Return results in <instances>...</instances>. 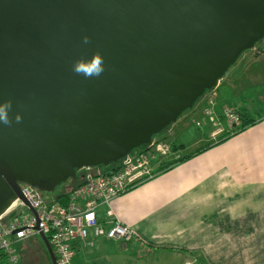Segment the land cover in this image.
Here are the masks:
<instances>
[{
	"label": "water",
	"instance_id": "95a60500",
	"mask_svg": "<svg viewBox=\"0 0 264 264\" xmlns=\"http://www.w3.org/2000/svg\"><path fill=\"white\" fill-rule=\"evenodd\" d=\"M263 39L264 0H0V217L21 200L37 219L11 233L40 230L20 184L52 193L150 147ZM96 51L105 72L77 75Z\"/></svg>",
	"mask_w": 264,
	"mask_h": 264
},
{
	"label": "crops",
	"instance_id": "0c3cea01",
	"mask_svg": "<svg viewBox=\"0 0 264 264\" xmlns=\"http://www.w3.org/2000/svg\"><path fill=\"white\" fill-rule=\"evenodd\" d=\"M254 69L240 65L220 81V107L244 108L238 78L260 79ZM209 134L161 159L167 170L113 202L135 233L131 243L77 248L72 264H264V117L218 144Z\"/></svg>",
	"mask_w": 264,
	"mask_h": 264
},
{
	"label": "built area",
	"instance_id": "2783aa9c",
	"mask_svg": "<svg viewBox=\"0 0 264 264\" xmlns=\"http://www.w3.org/2000/svg\"><path fill=\"white\" fill-rule=\"evenodd\" d=\"M204 115L214 116L215 112L206 108ZM224 116L230 127L240 124V116L235 109L228 107ZM202 126L199 124L200 128ZM234 134L236 132L231 133ZM149 148V153L126 161L124 168L117 173L89 177L70 193L66 205L50 206L31 188H22L23 195L38 215L40 230L24 229L11 233L37 226L35 215L30 212L25 215L23 211L7 227L0 228V264H20L16 245L40 233L50 237L57 257L56 264H72L77 248H94L102 240L116 244L131 243L134 232L115 217L112 204L157 174L159 164L156 156L165 157L172 152L164 142H153ZM22 205L20 201L15 204ZM102 209L106 212L102 213Z\"/></svg>",
	"mask_w": 264,
	"mask_h": 264
},
{
	"label": "rangeland",
	"instance_id": "374dc122",
	"mask_svg": "<svg viewBox=\"0 0 264 264\" xmlns=\"http://www.w3.org/2000/svg\"><path fill=\"white\" fill-rule=\"evenodd\" d=\"M263 51H264V39L259 41L255 45L253 50L243 53L239 58V60L236 62V64L232 68H230L227 74L225 75L226 77L230 76L232 70L238 68V66L240 65L241 67L243 66L244 68H259L257 70L254 69L253 72L251 73L254 76L259 74L261 76L260 79L259 78L251 79L244 75H241L238 78L239 82L236 87V89L239 87L241 91L246 94L245 97L247 98V103L245 104L244 108L248 109L249 113L253 115L255 119L259 117L260 118L264 117V58L259 62L254 63L255 62L254 60L260 55L259 54L257 56V54ZM262 56L264 57V53L260 57ZM218 88L207 91V93L197 101V103L194 105L192 109L186 111L175 123L171 124L168 129H166L161 134L153 138V142L161 141L166 143L169 147H171L172 152L167 156H165L166 158H172L174 146L183 147L181 151L188 150V147L191 144L195 143L197 140L204 139L209 133H210L209 137L212 139V142L218 144L219 142L225 140V137L232 136L231 133L237 131L240 124L237 126H233L236 128H230L224 116V113L226 112L228 107L232 109H235L237 107L232 105H225L223 107H220L223 104L224 98L222 97L219 91H216L218 90ZM221 89L223 91L224 87H222ZM206 108L207 111L209 109L214 111L215 115L204 116ZM235 112L237 113V110ZM202 123L203 124L205 123L206 126H204ZM199 124L203 125L202 128L199 127ZM210 130L212 131L210 132ZM137 152L138 150H135L126 159H134L136 157ZM156 157H157L156 162L158 164L160 163L161 159L164 158L160 155ZM109 169H111L110 166L85 169L81 171L82 177H79L77 180H73V179L69 180L68 182L58 187L52 193H44L39 190L35 192L41 199H43L47 203H55L59 196L68 193L71 189H74L85 178L91 176L96 177L97 175H100L101 173H104ZM165 170H161L160 167L159 168L157 167V174L154 177H152L149 181L153 180L156 176H158L160 173L164 172ZM23 212L25 215H28L29 210L25 208ZM101 212L102 213L106 212V209H102ZM7 224L8 222H4L3 225H7ZM134 238H135V233H134ZM16 250L18 251V255L20 257V262H21L20 264H23V259L27 254L30 255V258L29 257L27 258V260L25 261L26 264H52L50 260V256L40 236H34L26 240L25 242L18 243L16 245ZM81 263L91 264L90 260L88 259H86ZM104 264H108V263H104Z\"/></svg>",
	"mask_w": 264,
	"mask_h": 264
},
{
	"label": "clouds",
	"instance_id": "9594fccd",
	"mask_svg": "<svg viewBox=\"0 0 264 264\" xmlns=\"http://www.w3.org/2000/svg\"><path fill=\"white\" fill-rule=\"evenodd\" d=\"M90 42V37L85 36L83 38V43L88 44ZM106 70L104 56L100 51H96L90 59L81 58L74 62L73 71L77 75H82L85 78H98ZM12 110V101L7 100L0 103V122L5 125L12 124V117L10 112ZM23 119L20 113L15 115V121L17 123L21 122Z\"/></svg>",
	"mask_w": 264,
	"mask_h": 264
},
{
	"label": "trees",
	"instance_id": "16d2710c",
	"mask_svg": "<svg viewBox=\"0 0 264 264\" xmlns=\"http://www.w3.org/2000/svg\"><path fill=\"white\" fill-rule=\"evenodd\" d=\"M235 108V107H234ZM237 114L240 116V126L238 127L237 131H235L236 133L238 132H242L244 131L245 129H247L248 127L254 125L256 123V119L253 115H251L248 111V109H245V108H242V109H237ZM235 110V111H236ZM210 148V146H207L206 148H202L201 150L197 151L196 154L204 151V150H208ZM183 149L182 147H177V146H174L173 148V152H178L179 150ZM150 151V148L145 146V147H142L140 149H138V152H137V155H141V154H147L149 153ZM134 152V151H133ZM190 157V156H189ZM189 157H185L183 160L185 159H188ZM127 159L126 160H122V161H119L118 163H115V164H111L110 167L111 169H109L108 171H105L104 173H101L100 175H109V174H113V173H117L119 171H121L124 166H125V163H126ZM182 161V160H180ZM169 168V167H168ZM168 168H165L164 166H160V169L161 170H167ZM76 178L75 179H78L79 177H82L81 176V171H77V174H76ZM99 176V175H97ZM96 176V177H97ZM92 177V176H91ZM89 178V177H88ZM88 178H85L80 184H78L75 188L81 186L82 184H84ZM71 180V179H70ZM23 187H27V188H30L28 185H23ZM74 188V189H75ZM32 190L34 191H38L37 189H33L31 188ZM74 189H71L68 193L66 194H63L61 196H59L56 200V202L58 203H65L68 195L74 190ZM29 254H27L24 259H23V264H26V260L27 258L29 257L30 258V255L28 256Z\"/></svg>",
	"mask_w": 264,
	"mask_h": 264
},
{
	"label": "bare ground",
	"instance_id": "6f19581e",
	"mask_svg": "<svg viewBox=\"0 0 264 264\" xmlns=\"http://www.w3.org/2000/svg\"><path fill=\"white\" fill-rule=\"evenodd\" d=\"M159 142H161V141H159ZM136 156H137V154H136ZM125 160V159H124ZM128 160H131V159H127V161ZM20 186H21V189L22 188H24L23 187V184H20ZM38 196V195H37ZM69 196H70V194L68 195V197H67V199H66V201H65V203H48L50 206H56V205H66L67 204V202H68V200H69ZM39 197V196H38ZM40 198V197H39ZM41 199V198H40ZM41 200H43V199H41ZM18 201H20L23 205L22 206H15V204L18 202ZM44 201V200H43ZM46 202V201H45ZM47 203V202H46ZM27 209V210H29L25 205H24V203L21 201V200H16L14 203H13V205L9 208V210L8 211H6L5 213H4V215L2 216V217H0V228H5V227H7L8 225H9V223L13 220V219H15L16 217H18L19 215H20V212L21 211H23L24 209ZM29 212L31 213V211L29 210ZM33 214V213H32ZM34 215V214H33ZM4 222H8V224L7 225H3L4 224ZM40 235V234H39ZM38 235V236H39ZM44 235V234H43ZM45 236V235H44ZM47 236V235H46ZM45 236V237H46ZM48 237V238H47ZM46 238L48 239V241H49V244H50V246H51V248H52V250H53V253H54V256H55V259L57 260V257H56V254H55V251H54V248H53V246H52V244H51V240H50V237L49 236H47ZM26 241V240H25ZM25 241H22V242H25ZM98 246V245H97ZM96 246V247H97ZM77 247V246H76ZM96 247H94V248H96ZM94 248H89V249H94ZM87 250V249H86ZM21 263V262H20Z\"/></svg>",
	"mask_w": 264,
	"mask_h": 264
}]
</instances>
